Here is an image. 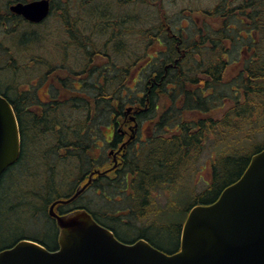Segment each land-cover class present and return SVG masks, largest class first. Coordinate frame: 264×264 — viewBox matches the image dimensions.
I'll use <instances>...</instances> for the list:
<instances>
[{"label":"trees","instance_id":"1","mask_svg":"<svg viewBox=\"0 0 264 264\" xmlns=\"http://www.w3.org/2000/svg\"><path fill=\"white\" fill-rule=\"evenodd\" d=\"M27 1L30 0H4L7 6H0V61H6L0 67V93L11 102L19 126L24 128L25 150L22 160H28V184L37 185L38 189H29V199H19L20 204L10 206L9 212L16 213L21 207L27 221L29 217H46L47 222L53 224L55 241L54 244H49L45 237L42 239L23 234L16 242L30 239L50 250L59 248L56 223L47 216L46 211L52 201L67 198L71 192L58 187L59 184L54 181L53 178H62L56 168L51 169L52 171H49V166L36 168L39 158L31 151L39 149L37 141H34L31 150H26V147L33 139L32 131L36 126H49V123L62 125L66 120H71L68 118L71 111L69 100H63L60 95L66 92V87L75 90V73L87 74L83 81L86 89L82 94L86 100H83L82 113L83 119L87 118L88 123H95L97 116L103 113V119L110 120V106L118 103L126 106L136 98L131 95L130 82L133 72L141 68L139 79L142 81L141 84L138 83L140 89L145 90L144 102L150 106L149 119L155 122L156 141L134 169L135 179L128 183L134 187V195L129 199L132 202L130 206L132 210L137 209L140 219L144 212L163 213L162 208L155 204L154 197L147 200L145 196L154 195L159 191L156 188L180 184V178L184 179L185 174L194 169V164L212 138L218 151L216 155L220 156L211 160L208 187L183 208L174 207L176 213L184 214V220L193 206L215 202L226 187L243 175L251 157L264 149V0H213L209 4H216L215 7L199 17L200 30H194L196 23L192 19L189 20L193 25L192 29L180 24L179 46L184 50L185 57L177 64L176 69L170 68L168 73L165 70L168 60H153L145 68L141 67L146 61L143 59L148 50L162 46L166 40H162L165 35L164 0H50L52 9L71 8V3H78L79 8L89 11L88 14L94 21L103 20V42L99 43L103 45L105 42L104 47H100L105 54L104 60H72V63L67 60H51L55 55L65 57L68 51L61 45L66 35V28L63 26L52 28L47 23L37 28L20 17L19 28L18 16L10 11L9 6ZM1 2L3 0H0V4ZM131 7H135V10H130ZM151 9L158 12H150ZM155 27L162 31L157 29L152 33ZM57 29L58 35L53 32ZM72 29L74 32L79 30L76 27ZM95 34L96 29L89 31L90 37ZM130 36L133 37L132 42ZM74 37L82 41L79 31ZM89 44L97 43L94 39ZM96 47L78 45L72 51L78 56L87 53L88 57L95 58L99 55V48ZM50 49L52 55L49 53ZM37 53L43 55L41 60H37ZM162 58L160 54L159 59ZM5 70L11 73V81L1 79ZM54 72L62 79L52 75L61 85L62 91L51 85L48 75ZM163 76L164 85L158 87L155 83ZM41 84L49 86L51 97L57 100L54 117H49L46 108L42 111L44 118L40 119L34 113L33 107L40 103L37 88ZM81 101L72 99L71 108L75 109ZM97 106L101 108L99 113ZM75 116L80 117L81 113L71 117ZM166 129L173 133H165ZM74 138L79 139V136ZM65 139L63 134L57 137L59 143L66 142ZM69 145L72 146V154H79L67 159L69 176L74 177L82 166L90 170L93 163L90 159L91 141L89 140V151L75 149L74 142ZM55 149L53 153L57 156ZM21 164L22 161L17 163L20 167ZM240 165L237 177L225 183L213 200H205L207 194L215 190L218 178L226 177L227 168L235 169ZM37 174L39 182L33 180ZM130 209L131 207H127L128 211ZM182 225L183 222L176 226L179 246L174 250H166L160 246L151 237V230L146 228L137 236H142L160 250L172 254L180 249ZM159 226L164 228L166 225ZM115 230L117 238L126 243L137 240H129L116 228ZM16 242L0 250L11 247Z\"/></svg>","mask_w":264,"mask_h":264},{"label":"flooded vegetation","instance_id":"2","mask_svg":"<svg viewBox=\"0 0 264 264\" xmlns=\"http://www.w3.org/2000/svg\"><path fill=\"white\" fill-rule=\"evenodd\" d=\"M204 1L211 2L213 0ZM202 2V0H164L165 9L163 10V14L165 21V35L162 40H164L165 38L166 40L163 41L162 46L157 48L152 47L150 50H148L145 58L143 59L146 61L141 65V67L145 68L147 65H150L153 60H168L169 62L165 68L167 73L169 72L170 68H177V64L183 61V58L185 57L184 50H182L179 46V25L181 24V26L183 27H189V29H192L193 25L189 22V20L192 19L193 23H196L194 30H200L199 17H201V15H203L204 13H208L207 11L211 10L216 5L210 3L208 7H206L202 4ZM214 2H216V0H214ZM71 4V8L51 9L48 17H46V19L39 23H32L29 21L26 22L36 25L37 28H41L47 23H49L51 27H60L61 25L66 28L65 39L63 40V44L61 45L66 47L68 51L65 57H63L62 55H55V57H52L51 60H67L68 62H72V60H104L105 54L104 51H102L103 48H100L104 47L105 45V42L103 45H100L103 42V20L99 19L98 21H94L93 17L89 16V11L86 8H79L78 3ZM150 12L158 11L155 9H151ZM117 19L121 20L120 18ZM18 20L20 28V15H18ZM160 20L162 21L163 18H161ZM75 27L78 28V31L81 33L82 41H78V37H74V34L78 32H74V30L72 29ZM94 29H96V34L90 37L89 31ZM157 29L161 30L160 28L155 27L152 33L155 30L157 31ZM94 39L97 44H89V41L91 40V42H93ZM99 41H101V43H99ZM172 41H174V44H172ZM78 45L86 48H88V45L93 47L97 46L99 48V55L95 58L88 57L87 53L78 56L72 51L73 48L77 47ZM159 53L163 56L162 59H159ZM41 59L42 58L40 56L37 57V60ZM140 69H136L133 72L130 82L132 93L131 95H135L136 98L126 106H122L119 103L110 106V120L106 121L103 119L104 113L101 116H97V121L95 123H88L87 118L83 119V100H86L82 94L86 89V85L83 83V81L87 78V74L75 73V90L66 87V92L60 95L63 100H69V108L71 109V111L68 118H70L71 120H66L62 125H53V123H49V126H36L32 131L33 139L31 137L32 141H30L29 145L26 147V150L27 148L28 150L29 148L31 150L34 141H37L39 149L35 150V152L34 150L31 151L33 152L34 156L39 158V162L37 163L36 168H46V166H49V171H52L51 169L56 168L55 170H58L59 167H62L64 169V171H62L64 174H62V172H58L62 176V178L53 179L57 185L59 184L58 187L69 189L71 192V194L67 196V198H60L58 200L52 201L48 205L46 214L54 223H56V218L50 214V208L53 203L59 200H66L71 198L78 190L82 189L85 185H87V187L85 188L83 193H81L75 200L67 204H56L54 207V212L61 216L66 215L74 210L86 209L100 224L112 230L115 235H117V232L115 230V227L113 226L114 224L122 226L129 225L131 220H127V217L132 218L134 217V215L137 217L140 216L137 209L134 208L132 210V206H129L131 207L129 211L124 212H122V210L111 212L107 209H102L99 212H94L91 208L88 207V205L83 203L86 200L87 194L91 191H96L99 196H102L109 202L114 199L113 195L108 194L109 192L116 194L115 199L117 200V202H121L124 199L129 200L130 197L134 195V187L132 185H128V183L130 180L133 181L135 179L136 172L134 171V169H136L139 166V163L144 159V157H146L145 155L147 149H151L153 142L156 141L154 140L156 139L154 138V134L156 133V131L154 130L155 122L149 119L150 106L144 102L145 90H143L142 88L140 89V84L142 81V79H139ZM38 74L39 76H41V73ZM52 75H56L58 77V74L56 72L48 75V77L50 76V80L52 82L51 85H53V87H55L56 89H59V91H62L61 85L58 84V82L55 80L54 76L52 77ZM154 77H157V74H154ZM164 77L165 76H163L157 82L154 79V82H156L155 84L158 87H162L164 85ZM138 82H140V84ZM37 89L40 103L33 107L35 115L39 116L40 119L44 118L42 111L44 108H46L49 112V117H54V113L56 110L55 103L57 100L51 97V91L49 90L50 87H45L44 84H41ZM40 93H44L42 98L40 97ZM72 99L82 100L80 103H77V105L79 106H77L75 109L71 108ZM96 109L99 113L101 108L97 106ZM102 111L104 112L103 108ZM76 113H81V116H75V118H73L74 114ZM164 132L167 134L173 133V131L168 129H166ZM62 134L65 135L66 142L60 141L63 143H59V141H57V137ZM20 135V162L22 161L23 165L28 164L27 159L22 160L25 150V132L23 126H20ZM75 136H79V139L75 140ZM89 140L92 143L90 150V159L93 161L90 170H87V168L82 166L80 170L77 171L75 177H71L69 179V174L65 169L68 165L67 159H72L73 157H77V155H79L77 152H74L73 154L71 153L72 146H70L69 144H71V142H74L76 143L75 149L89 151ZM165 140H168V138H166ZM54 141H56V149ZM54 149L57 151V156L55 155L56 153H53ZM41 162H43L44 165H42ZM20 173L21 178L25 176L29 178V174L24 173L23 170L20 171ZM36 177H38V174L33 177V180H35V182H39V179ZM28 182L29 181L27 179L26 186L29 189H33L32 191H37L38 186L28 184ZM156 189L162 190L164 189V187ZM124 193L127 194L125 197L123 196ZM149 197H154L156 201L157 195L154 194L145 196L147 200L149 199ZM144 213L147 215L144 214L141 218H148V213ZM152 227H146V229H152ZM139 229L143 230L145 228L141 227ZM57 231L59 233L58 227ZM136 239L138 240L145 238L139 236Z\"/></svg>","mask_w":264,"mask_h":264},{"label":"water","instance_id":"3","mask_svg":"<svg viewBox=\"0 0 264 264\" xmlns=\"http://www.w3.org/2000/svg\"><path fill=\"white\" fill-rule=\"evenodd\" d=\"M9 9L39 23L50 13V0L11 4ZM21 157L20 126L11 102L0 93V180ZM50 214L60 228L57 250L23 239L0 251V264H264V149L255 153L243 175L208 205L194 206L183 225L180 249L169 254L140 239L120 241L84 209Z\"/></svg>","mask_w":264,"mask_h":264},{"label":"rangeland","instance_id":"4","mask_svg":"<svg viewBox=\"0 0 264 264\" xmlns=\"http://www.w3.org/2000/svg\"><path fill=\"white\" fill-rule=\"evenodd\" d=\"M202 1V4L208 7L209 2L204 0ZM4 5L7 6V4H5L3 0L0 6ZM129 9L135 10V7H131ZM52 28L55 27L53 26ZM53 32L54 34L56 33L58 35V29L57 31L53 30ZM129 39L130 42H132L133 37H129ZM52 42L55 41L52 39ZM49 53L50 55L53 54L52 49L49 50ZM38 56L41 57L43 55L41 53H37V57ZM5 64L6 61L4 59L0 61V67H3ZM10 74V72L5 70L4 73L1 74V79H3L4 81H11L12 76ZM43 95L44 93H40L41 98L43 97ZM217 152L218 151H216L215 149V141H213L212 138L207 143V146L202 155H200L197 162L194 164V169L185 174L184 179L180 178V184L178 183L172 187L166 186L164 189L155 192V195H157L155 204L162 208L163 213H160L161 215L157 213H150L148 214V218L141 219L140 217H127V220H131L129 225L122 226L114 224L113 226L115 228L117 227L116 229L118 230V232L123 237L128 238L129 240L138 238L137 235H139V232L141 231L139 228L153 226L152 229H148L151 230V237L155 238L160 246L165 247L166 250L176 249L177 246H179L178 231L176 226L177 223L184 222V214L176 213L174 211V207L181 206V208H183L187 204L191 203L192 198L202 193L208 187L211 179V160L212 158L214 159L219 155H216ZM41 164L44 165L43 162H41ZM67 167L65 168L66 171ZM240 168L241 165L235 169L230 167L227 168L228 173L226 177L218 178L215 190L212 193L207 194L205 200H213L218 195L219 190L223 188L225 183L237 177ZM10 169V171L8 170L7 172H5L0 183V249L13 244L23 234H27L31 237H39L42 239H44L45 237L49 244H54L55 238L52 234L53 224L51 222H47L48 219H46V217H29L27 221L26 215L21 211V207L20 211L16 213L9 212L10 206L12 207L18 204L19 199L24 198L27 200L30 195L29 188L26 186V180L29 178L27 176L21 178L20 173V171L23 170L24 173L27 174L29 170L28 165L21 164L20 167V165L18 166L16 164ZM58 171L62 172L64 171V169L62 167H59ZM62 174L64 173L62 172ZM72 176L73 175L68 176L69 179ZM108 194H111L114 197L111 202H109L107 199H104L102 196H99L96 191H91L87 194L86 200L83 203L88 205V207L91 208L94 212H99L102 209H107L111 212H116L119 209L122 210V212L128 211L127 207H129L132 202H130L128 199L117 202V200L115 199L116 194L110 192ZM126 195V193L123 194L124 197ZM161 224H165L166 226L162 228L161 226H159ZM159 232L161 234H159Z\"/></svg>","mask_w":264,"mask_h":264}]
</instances>
